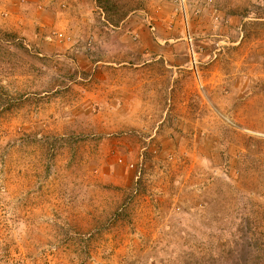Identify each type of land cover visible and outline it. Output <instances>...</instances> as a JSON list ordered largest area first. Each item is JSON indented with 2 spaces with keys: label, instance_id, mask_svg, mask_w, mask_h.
Instances as JSON below:
<instances>
[{
  "label": "rangeland",
  "instance_id": "1",
  "mask_svg": "<svg viewBox=\"0 0 264 264\" xmlns=\"http://www.w3.org/2000/svg\"><path fill=\"white\" fill-rule=\"evenodd\" d=\"M0 264H264V0H0Z\"/></svg>",
  "mask_w": 264,
  "mask_h": 264
},
{
  "label": "trees",
  "instance_id": "2",
  "mask_svg": "<svg viewBox=\"0 0 264 264\" xmlns=\"http://www.w3.org/2000/svg\"><path fill=\"white\" fill-rule=\"evenodd\" d=\"M100 4H101V2H100ZM102 6H103V8L106 11V15L108 14V18H113V17L114 18H121V19H118V20H115V21L111 20V19H108L109 23L114 25V26H118L123 21V19L126 18L127 15H128V13H124V12H122L121 14H118V13L114 12V14H112V16H110L109 11H111V9L109 8V6H107V5H102Z\"/></svg>",
  "mask_w": 264,
  "mask_h": 264
}]
</instances>
